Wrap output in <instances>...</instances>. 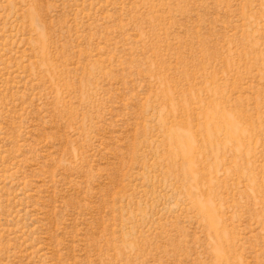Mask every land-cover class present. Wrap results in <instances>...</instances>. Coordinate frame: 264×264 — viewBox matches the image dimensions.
<instances>
[{
  "label": "rangeland",
  "instance_id": "obj_1",
  "mask_svg": "<svg viewBox=\"0 0 264 264\" xmlns=\"http://www.w3.org/2000/svg\"><path fill=\"white\" fill-rule=\"evenodd\" d=\"M0 264H264V0H0Z\"/></svg>",
  "mask_w": 264,
  "mask_h": 264
}]
</instances>
